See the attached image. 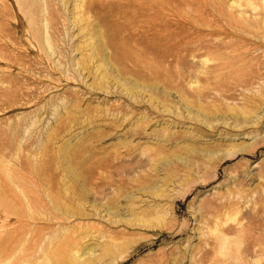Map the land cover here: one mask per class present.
<instances>
[{"label":"rangeland","instance_id":"rangeland-1","mask_svg":"<svg viewBox=\"0 0 264 264\" xmlns=\"http://www.w3.org/2000/svg\"><path fill=\"white\" fill-rule=\"evenodd\" d=\"M0 264H264V0H0Z\"/></svg>","mask_w":264,"mask_h":264}]
</instances>
